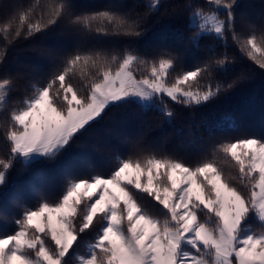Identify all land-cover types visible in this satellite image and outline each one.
<instances>
[{"label": "snow or ice", "instance_id": "1", "mask_svg": "<svg viewBox=\"0 0 264 264\" xmlns=\"http://www.w3.org/2000/svg\"><path fill=\"white\" fill-rule=\"evenodd\" d=\"M235 2L205 0L208 10L189 2L190 40L196 46L205 36L222 40L231 31L241 51L264 70V33L259 39L236 34ZM46 7L50 11L35 22L30 8L19 13L18 23L16 17L4 23L5 41L39 33L65 15L88 32L140 35L136 21L112 10L74 15L68 0ZM158 7L159 0H151L149 8ZM3 55L0 51V61ZM227 62L225 55L213 63L227 70ZM137 64L149 70L139 79L133 71ZM173 67L171 55L153 61L128 51L122 56L77 51L67 57L62 69L43 86H33L23 106L6 117L8 151L0 157V186L14 162L28 166L66 153L109 107L159 105L170 120L169 101L199 106L222 90L221 84L201 85L202 77L212 74L208 64L183 71L169 83ZM12 84L10 78L0 79V110ZM218 161L234 171L225 174ZM146 197L151 200L142 203ZM96 224L94 240L85 254L74 257L75 264H264V134L217 144L211 159L194 166L149 154L118 158L106 176L71 178L55 203L42 199L34 209L26 208L14 220L15 230L0 235V264H70L81 234Z\"/></svg>", "mask_w": 264, "mask_h": 264}, {"label": "trees", "instance_id": "2", "mask_svg": "<svg viewBox=\"0 0 264 264\" xmlns=\"http://www.w3.org/2000/svg\"><path fill=\"white\" fill-rule=\"evenodd\" d=\"M62 0H0V29L13 19L18 23L22 11L32 9L31 22L50 11L46 6ZM74 15L112 10L138 23L139 36L88 32L65 15L47 29L32 36L5 41L0 31V79L13 81L5 109L0 110V157L7 155L4 140L5 119L14 108L32 94L33 86H43L63 68L70 55L77 51H101L122 56L131 52L145 60H158L171 55L174 67L166 79L172 83L186 70L208 64L202 86L221 84L222 90L212 100L199 106H185L169 101L173 116L169 120L159 105L144 108L138 104H122L106 109L102 118L78 135L66 153L54 160L36 161L28 166L14 162L5 185L0 186V235L15 230L14 220L26 208H35L43 200L55 203L67 181L77 176L109 175L118 158L155 154L171 156L194 166L211 159L217 144L236 140L244 135L264 134V70L259 69L232 39L226 30L224 39L205 36L196 46L190 37L189 17L193 9L189 2L208 10L205 0H159L158 9L149 8L151 0H68ZM235 32L245 39L264 33V0H236L234 4ZM47 17H45L46 19ZM223 19L224 16L222 15ZM26 27V25H25ZM228 57L223 70L213 62ZM139 79L148 69L137 64L133 68ZM79 77H76L78 80ZM74 80V82H76ZM232 84V87H227ZM230 160V158H228ZM225 174L234 171L229 163L218 161ZM146 196V194H145ZM150 197L142 200L147 203ZM155 203V201H152ZM100 225L81 234L75 251L68 257L85 254Z\"/></svg>", "mask_w": 264, "mask_h": 264}]
</instances>
